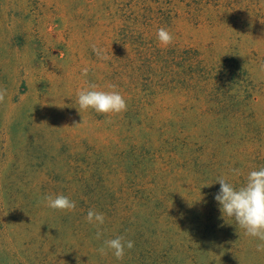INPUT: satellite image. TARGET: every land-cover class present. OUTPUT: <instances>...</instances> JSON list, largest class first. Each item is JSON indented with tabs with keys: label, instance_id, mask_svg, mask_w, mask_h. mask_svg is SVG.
Returning <instances> with one entry per match:
<instances>
[{
	"label": "trees",
	"instance_id": "trees-1",
	"mask_svg": "<svg viewBox=\"0 0 264 264\" xmlns=\"http://www.w3.org/2000/svg\"><path fill=\"white\" fill-rule=\"evenodd\" d=\"M105 9V90L115 85L127 110L105 115L90 156L74 145L65 156L73 168L0 170L2 186L35 185L42 197L76 203L71 212L44 204L43 229L32 233L18 193L6 194L15 206L0 236L6 256L15 264H264L261 241L214 199L218 177L239 187L264 167V0H106ZM161 27L174 37L168 47L157 40ZM90 209L105 216L100 239ZM118 235L134 247L122 260L101 255Z\"/></svg>",
	"mask_w": 264,
	"mask_h": 264
},
{
	"label": "rangeland",
	"instance_id": "rangeland-1",
	"mask_svg": "<svg viewBox=\"0 0 264 264\" xmlns=\"http://www.w3.org/2000/svg\"><path fill=\"white\" fill-rule=\"evenodd\" d=\"M105 2L0 0V88L7 90L0 103V170L73 168L66 157L77 142L78 151L88 157L95 141L102 140L105 115L79 112L77 92L92 83L105 90V60L92 47L105 52ZM261 24L264 36V16ZM10 191L27 208V230L41 232L45 203L39 188L0 183V236L6 235L14 213L6 199ZM0 264H15L1 240Z\"/></svg>",
	"mask_w": 264,
	"mask_h": 264
},
{
	"label": "clouds",
	"instance_id": "clouds-1",
	"mask_svg": "<svg viewBox=\"0 0 264 264\" xmlns=\"http://www.w3.org/2000/svg\"><path fill=\"white\" fill-rule=\"evenodd\" d=\"M156 36L159 44L163 47H168L174 40L172 33L164 27L157 30ZM92 47L99 59H108L103 49L95 45ZM88 72V67L82 69V75L87 76ZM108 88L110 90H99L98 86L92 83L87 88L79 90L77 92L79 112L92 109L98 114L109 115L126 111L127 102L122 94L115 90L116 86L109 85ZM6 95L7 90L0 88V103L5 102ZM232 171L235 175H240L238 169ZM216 182L219 183L220 189L214 199L218 202L223 217L234 218L238 227L244 230L245 235L258 238L261 243L256 245V250L264 252V167L250 171L245 182L239 187L229 182L226 176L218 177ZM43 202L50 209L61 212H71L76 209L75 201L63 194H48L43 197ZM86 220L97 228L96 238L100 239L103 235L101 226L105 223L104 214L90 209ZM133 247V241L118 235L115 238L105 239L98 251L101 255H107L111 251L117 260H122L125 250H131Z\"/></svg>",
	"mask_w": 264,
	"mask_h": 264
}]
</instances>
